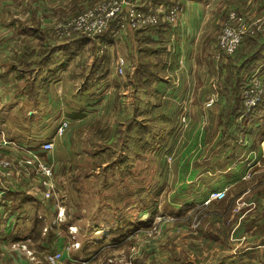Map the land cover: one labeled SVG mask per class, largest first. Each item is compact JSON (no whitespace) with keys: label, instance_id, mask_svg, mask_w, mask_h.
Returning a JSON list of instances; mask_svg holds the SVG:
<instances>
[{"label":"crops","instance_id":"1","mask_svg":"<svg viewBox=\"0 0 264 264\" xmlns=\"http://www.w3.org/2000/svg\"><path fill=\"white\" fill-rule=\"evenodd\" d=\"M95 1L0 0V158L10 157L14 165L28 156L53 160V151L45 153L40 147L42 142L50 139H55V147L68 152L73 150L77 140L75 123L85 118L83 110L91 108L78 107L86 95L89 94L92 101L99 96L102 88L112 83L117 86L120 74L118 59H125L124 71L130 74L136 69L138 54L144 56L142 51L149 50L144 47L146 39L156 40L160 36L164 43L160 40L162 46L151 47L150 53L156 68H161L165 75L154 84L153 92L146 95L149 96L147 101L154 105H168L169 108L173 104L175 109L181 105L182 110L189 111L190 123L183 130L178 129L180 121L177 120L180 118L175 116L178 113L175 110L168 113L160 110L157 114L154 113L155 106L151 107L152 113L147 117L139 116L143 111L138 103L142 91L136 85L133 97L135 113L128 115L129 120H124L125 124L121 126V147H175L169 157L180 149L175 161H170L171 167L174 164L177 176L182 173V179L190 177V197H198L194 199L207 201L213 189H227L229 198L236 186L251 183L258 173H264V101L250 116L252 119L248 124L239 121L237 110L241 91L234 89V78H229L232 63L250 51L248 40L242 44L236 59L230 62L231 66L220 60V79L224 78L220 83V112H198V106L205 104L212 93L210 79L216 62L211 57L215 54L221 18L231 1L247 17L258 21L260 25L256 33L249 35H253V40H263L257 52L247 57L241 67V89L248 77L264 63V0H226L223 4L220 0H180L183 11L176 26L163 24L143 31H131L116 40L105 34L96 37L56 36L54 25L69 21L70 17ZM134 1L145 10L162 0ZM54 13L60 15L55 16L53 22L51 15ZM49 43L53 44L48 51ZM25 72L33 73V77H26ZM72 72H76L75 76L81 79L74 86L81 91H68V77ZM69 101L77 104L72 109L75 110V120L65 112V104ZM65 119L70 121V125L63 135H57L56 129ZM158 121L163 125L155 124ZM114 135L109 136L107 147H112L113 143L117 145L113 141L116 138ZM101 147H104L102 142L87 150L96 153L103 150ZM190 147H197L194 159L183 160V154L189 153ZM199 153L202 159L197 161ZM91 164L98 169L103 163L92 161ZM248 178L252 180L248 181ZM43 186L44 183L32 169L21 163L10 177L0 178V191H4L3 197H0V264H50L47 259L50 253L59 250L66 253L65 244L69 239L58 233L64 228V223L55 222V239L52 228L51 233L43 231L52 235L42 237L41 241L36 240L39 236L33 225L25 228L31 215L43 216L47 220V208L52 210L43 207V203L48 204ZM178 192L183 191L180 189ZM236 194H240L238 199L254 201L252 209L236 221L237 230L243 234L238 236L239 240L231 242L234 245L221 238L210 239L220 242V264H264V188L259 191L249 186L247 190H236ZM233 204L227 212L220 210L216 213L220 216V223L234 216L230 212ZM256 207L261 211L257 217L252 213ZM59 208L64 209L57 206L52 215L58 217ZM137 215L138 220H144L143 209L138 210ZM23 224L24 228L20 229ZM73 224L68 221L69 233ZM53 242L56 250L52 252L50 246ZM158 242L145 245L142 251L152 249ZM69 257L67 253V261L62 259L59 264L82 262L80 258L70 260Z\"/></svg>","mask_w":264,"mask_h":264},{"label":"rangeland","instance_id":"2","mask_svg":"<svg viewBox=\"0 0 264 264\" xmlns=\"http://www.w3.org/2000/svg\"><path fill=\"white\" fill-rule=\"evenodd\" d=\"M99 1L101 0L92 2L93 4L91 3L92 5L86 9L94 7ZM169 2H173V0ZM220 2L223 4L226 0H220ZM126 5L129 7L128 4H124L123 13L128 9ZM232 5V1L227 5L224 16L221 18L222 21L232 10L241 11L237 6ZM86 9L70 17L69 20ZM259 11L261 12L262 9H259ZM58 15L60 14L54 13L51 15L53 16L51 20L54 22V17ZM180 16L175 25L162 22L156 26L128 27L116 37L112 35V31L116 29L115 21H112L110 27L98 35L105 34L104 36L108 35V37L110 36L116 40L122 34L126 33L128 35L131 31H143L163 24L176 26L179 24ZM67 22L54 25L56 36H58V25ZM75 34H77V31H70V35ZM162 38L159 36L156 40L146 39L144 47L149 50L144 49L142 51L145 53L144 56L138 54L136 69L131 71L130 74L125 71L120 72L119 69L117 86L114 83L107 85L98 92L99 96L92 101V98L88 97L89 94L86 95L78 107L82 109L83 107L91 108L83 110L85 118L82 117L83 119H79L75 123V126H77L75 132L77 140L73 150L68 152L59 147H54L53 160L50 159L54 162L55 172L50 185L43 186L42 189L48 203L46 205L43 203L44 209L50 207L55 211L57 206H61L64 208V215L55 217L52 215V210L49 211V208H47V220L44 217L38 218L37 215H31L30 219L27 220V224L25 223L26 229L32 225L35 227L39 236L36 237V240L39 241L43 240L42 237L49 238L52 235H46L43 232L46 225H49L48 233H51L53 228V239H55L57 232L54 231L56 227L54 226L55 223H52L53 220L64 223V228L58 230V233L65 235L66 239L71 241L73 239L67 224L68 221L75 223L73 224L77 229L75 239L81 242V246L74 251L71 250L68 254L70 260L80 258L82 261L80 264H128L131 254L136 251L137 247L143 246L144 248L145 245H153L157 240L159 242L156 246L152 249H146V251L143 250L142 253L137 255L132 264H220V242L210 239L211 235L214 233L216 237L221 238L226 243L239 240L238 236L243 233L237 230L238 224L236 221L238 218L242 219L254 204L253 200L238 199L240 194H236V190L242 188L247 190L249 186L257 188L259 191L264 188V173H258L251 183H242L236 186L237 188L233 190L229 198H227V193V196L222 200L205 203L206 200L204 199H194L198 198L197 195H194V198L190 197L191 193L189 191L192 188L189 184L190 177L182 179V173L177 176L173 168L174 164L171 167L172 162L170 161H175L180 149L169 158L175 147H121V126L125 124L124 120L129 118L128 115L135 113L133 112V97L136 94V85L142 91L138 103L143 111L139 113V116L147 117L150 115L152 106H155L154 113L157 114L160 110H164L165 113L175 110V113H178L175 115L178 116L177 119H181V115L186 113L182 110L181 105H178L175 109L173 104H170L173 107L169 108L168 105H154L147 101L149 96L146 95L153 92L154 84L165 75L161 68H156L155 60L150 53L151 47L162 46V43H160V40L164 43ZM238 53L234 56L223 55L220 59L216 58L215 54L211 57L216 64L210 79L212 93L209 96L216 93L218 99L211 107L200 104L198 106L199 113L220 112V83L224 81V78L220 79V60L229 65L230 59L234 61ZM75 73L72 72L71 77H68L69 92L81 91L74 87L81 80L79 76H75ZM24 74H26V77H33V73L25 72ZM89 102L90 105H88ZM76 105L73 101L65 104V112L72 120H75L73 116L75 110L72 111V109H75ZM193 111L195 110L192 109ZM187 113H189L188 110ZM155 124L158 126L163 125L159 121ZM158 126L155 125V127ZM58 127L56 129L57 135H63L65 132L59 134ZM178 129H180L179 122ZM111 134L116 135L113 141H116L117 145L113 143V145H110L112 147H107L106 145L110 143L109 136ZM100 142L104 146L101 147L103 148L102 151L93 153L87 150L91 146L95 147ZM196 149L197 147H190V152L183 154V160L194 159ZM198 158L197 161L202 159H200V153ZM92 161L103 164L98 170L96 166L91 164ZM247 180L250 181L252 178ZM36 187L40 188L39 185ZM180 189L183 191L182 193L178 192ZM233 202L230 212L232 211L234 216L228 219L227 222V218H225L220 223V216L216 213H220V210L227 212L228 207ZM238 205H241V208L235 211L234 209ZM140 209L144 210V220H138L137 211ZM262 210H264V207H262ZM252 213L257 217L261 211L256 207L252 210ZM76 223L81 226L76 225ZM25 224L20 226V229H23ZM235 233L238 235H235ZM37 245L39 244L35 242L36 247H38ZM54 245L55 242L50 246L52 252L56 250L53 247ZM38 250L40 251L39 248ZM66 256L67 252L64 254V260Z\"/></svg>","mask_w":264,"mask_h":264},{"label":"built area","instance_id":"3","mask_svg":"<svg viewBox=\"0 0 264 264\" xmlns=\"http://www.w3.org/2000/svg\"><path fill=\"white\" fill-rule=\"evenodd\" d=\"M124 4L129 7L123 13ZM183 11V5L180 0L173 2H161L148 9H141L138 3L134 0H101L94 7L86 9L84 12L69 20L66 24L58 25V37L74 36L70 35V31H77L78 36L95 37L103 33L110 27L112 21H115V27L112 31L113 36H117L121 31L128 27L141 28L146 26H156L162 22L175 25ZM259 23L250 17H247L242 11L232 10L228 16L222 21L221 29L217 36L216 58H221L223 55L234 56L238 53L241 43L246 35L256 33ZM120 72H124L125 59H119ZM218 95L213 93L206 100L205 105L211 107L217 101ZM264 101V63H261L258 68L248 77L241 90V110L238 114V120L246 124L249 123L253 112ZM186 113L181 115L180 129L183 130L189 124L190 116ZM69 127V121L63 120L59 127L58 133L63 134ZM41 150L45 153H50L54 150L55 139L46 140L41 143ZM170 158V157H169ZM50 159V158H49ZM20 163L32 169V172L44 183L45 186L50 185V181L54 175V164L52 160H42L35 156H28ZM20 163L12 162L10 157L0 158V178L1 176H11L13 170L20 167ZM249 176V175H248ZM3 192L0 191V197H3ZM227 189L211 190L206 203L213 200H222L227 196ZM241 208L238 205L234 210ZM64 215V209L60 208L58 216ZM43 217V216H42ZM56 221L53 220L54 224ZM49 229L46 225L45 230ZM76 227L70 226L71 241L65 244V251L70 253L71 250L81 246V242L75 239ZM143 247H137L136 251L131 254L128 264H132L139 253H142ZM50 264H59L64 259V251L59 250L47 256Z\"/></svg>","mask_w":264,"mask_h":264},{"label":"trees","instance_id":"4","mask_svg":"<svg viewBox=\"0 0 264 264\" xmlns=\"http://www.w3.org/2000/svg\"><path fill=\"white\" fill-rule=\"evenodd\" d=\"M252 36L253 35H246L245 38L243 39V43H242V44H244V42L246 40H248L247 42H249L251 44L250 51L246 54V56L242 57L239 61L232 63V68H231L232 74L230 75L229 78L231 80H233L232 78H234V89H236V91L242 90L241 86L243 84V81H242L241 77L239 76L242 65L245 63V60L247 59V57L255 54L263 43V40H259L258 38H255V40H253L254 37H252ZM52 44L53 43H49V45L47 46L48 51L51 49ZM44 52H46L45 49H44ZM230 61L233 62L232 59H230ZM229 66H231L230 63H229ZM240 110H241V93H240V105H239L238 110H237L238 114H239ZM211 237L218 238V237H216V235H214V233L211 235Z\"/></svg>","mask_w":264,"mask_h":264}]
</instances>
